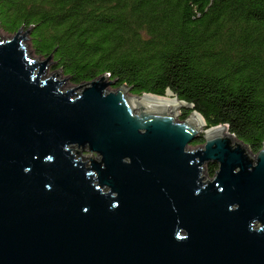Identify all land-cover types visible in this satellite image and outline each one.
I'll return each instance as SVG.
<instances>
[{"label": "water", "instance_id": "95a60500", "mask_svg": "<svg viewBox=\"0 0 264 264\" xmlns=\"http://www.w3.org/2000/svg\"><path fill=\"white\" fill-rule=\"evenodd\" d=\"M36 25L0 36V264H264V142L177 119L169 87L69 83Z\"/></svg>", "mask_w": 264, "mask_h": 264}, {"label": "trees", "instance_id": "16d2710c", "mask_svg": "<svg viewBox=\"0 0 264 264\" xmlns=\"http://www.w3.org/2000/svg\"><path fill=\"white\" fill-rule=\"evenodd\" d=\"M31 24L32 48L44 57L55 49L53 68L73 83L108 72L136 96L169 87L194 104L180 120L197 111L261 149L264 0H0L5 31ZM208 169L215 176L217 163Z\"/></svg>", "mask_w": 264, "mask_h": 264}, {"label": "rangeland", "instance_id": "374dc122", "mask_svg": "<svg viewBox=\"0 0 264 264\" xmlns=\"http://www.w3.org/2000/svg\"><path fill=\"white\" fill-rule=\"evenodd\" d=\"M13 34L14 33H8L7 31H5V29L4 28H2L1 26H0V36L1 37H3L4 36V38H9V37H12L13 36ZM28 36H29V34H28ZM31 44H32V41H31V39H30V48L31 49H33L32 48V46H31ZM33 55L34 56H37V55H40V54H38L34 49H33ZM43 58H45L44 56H43ZM55 64V63H54ZM54 64H52L50 67H49V69H48V71L49 72H53L54 70H55V68H53V66H54ZM63 74V76H66L64 73H62ZM68 82L69 83H71V84H75V83H73L72 81H71V79H70V77H69V80H68ZM118 87H116V86H114V85H111V86H109V90H115V89H117ZM130 94H132L131 92H130ZM133 95H135V94H133ZM184 110H186L185 109V107H183V109L181 110V112L183 113V111ZM180 115H182V114H180ZM180 115H178L177 116V119H179L180 118ZM203 134H205V132L203 133ZM203 144L202 143H192L191 145H190V148L191 149H196L197 147H201ZM83 153V155H85L84 157L86 158V156H90V155H92L91 157H95L96 156V154H93V153H91V152H89V151H85L84 150V152H82ZM211 164V163H210ZM210 164H205V166H204V168L207 170V179H211V178H213V176H212V174L210 175L209 174V165Z\"/></svg>", "mask_w": 264, "mask_h": 264}, {"label": "bare ground", "instance_id": "6f19581e", "mask_svg": "<svg viewBox=\"0 0 264 264\" xmlns=\"http://www.w3.org/2000/svg\"><path fill=\"white\" fill-rule=\"evenodd\" d=\"M134 96H135V95H134ZM178 100H179V99H178ZM180 101H181V100H180ZM183 106H184V105H183ZM183 106L180 107V111L183 109ZM205 127H206V126H200V127L198 128L197 131L204 133V132H206V131H204V130H205Z\"/></svg>", "mask_w": 264, "mask_h": 264}]
</instances>
